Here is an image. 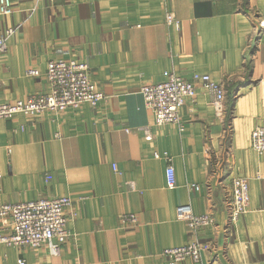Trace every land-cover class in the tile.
<instances>
[{
	"label": "crops",
	"instance_id": "obj_1",
	"mask_svg": "<svg viewBox=\"0 0 264 264\" xmlns=\"http://www.w3.org/2000/svg\"><path fill=\"white\" fill-rule=\"evenodd\" d=\"M13 1L12 14H0V31L15 27L0 53V100L48 90L52 58L85 60L104 97L0 119V202L67 195L74 232L56 256L0 243V264L18 256L26 264H170L159 252L194 238L215 246L178 264H264V155L250 145L254 125L264 126V0ZM31 67L38 76L26 74ZM194 71L223 84L222 108L197 85L181 129L154 124L140 85ZM154 151L170 156L174 187ZM235 175L247 178L250 198L231 226ZM178 204L209 213L212 224L190 233ZM125 213L137 224L122 223Z\"/></svg>",
	"mask_w": 264,
	"mask_h": 264
},
{
	"label": "built area",
	"instance_id": "obj_2",
	"mask_svg": "<svg viewBox=\"0 0 264 264\" xmlns=\"http://www.w3.org/2000/svg\"><path fill=\"white\" fill-rule=\"evenodd\" d=\"M50 1V0H47ZM15 9L13 0H0V14L10 15ZM167 23L175 20L172 11L165 13ZM264 27V20L259 21ZM15 31V27L6 26L0 31V53L7 50V38ZM28 76H38L36 67L28 68ZM45 77L48 90L28 94L14 100H0V119L22 113L37 116L43 111H64L66 108L77 107L83 102L95 105L104 97L94 80L90 77V68L85 60L76 58H52L47 61ZM201 85L213 94L212 103L219 110L225 97L224 86L211 78L208 73L191 72L189 77L168 72L162 80L140 85L144 107L151 113L154 124L172 123L180 129L181 107L187 100L193 101L196 86ZM148 131V129H146ZM150 137V134L146 135ZM251 148L264 155V126L255 124L250 132ZM155 158L167 161L165 167V183L168 187L175 186L173 165L167 152L154 151ZM117 170L116 164H112ZM1 175V172H0ZM133 187V182H129ZM229 199L227 203V224L233 225L246 212L249 204V184L245 176L235 175L229 179ZM199 188L198 185L195 186ZM67 195L38 197L19 202H0V243L16 247L38 248L46 246L50 255L60 254L64 244L74 236L68 227L66 209L71 205ZM176 216L184 220L190 233L195 234L212 224V216L207 213H195L191 206L178 204ZM121 221L129 226L137 224L134 213H125ZM215 246L212 240L194 238L184 244L163 248L159 255L170 264H178L185 258L199 262L205 251ZM17 264H26L23 256H18Z\"/></svg>",
	"mask_w": 264,
	"mask_h": 264
}]
</instances>
